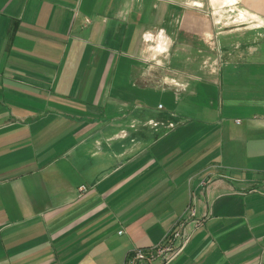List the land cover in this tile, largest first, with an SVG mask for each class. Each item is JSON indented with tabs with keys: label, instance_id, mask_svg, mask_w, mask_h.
I'll return each mask as SVG.
<instances>
[{
	"label": "crops",
	"instance_id": "1",
	"mask_svg": "<svg viewBox=\"0 0 264 264\" xmlns=\"http://www.w3.org/2000/svg\"><path fill=\"white\" fill-rule=\"evenodd\" d=\"M224 1L245 27L217 0H0V264H123L184 217L167 264H264V0Z\"/></svg>",
	"mask_w": 264,
	"mask_h": 264
},
{
	"label": "built area",
	"instance_id": "2",
	"mask_svg": "<svg viewBox=\"0 0 264 264\" xmlns=\"http://www.w3.org/2000/svg\"><path fill=\"white\" fill-rule=\"evenodd\" d=\"M229 5L232 6L231 8L232 10L231 9L230 10L237 11L238 15L241 10L244 12L248 11L247 9H243V8L237 9L234 5L231 4ZM212 13H214V11H211V14ZM217 15L221 17V15L218 12ZM238 17H239L238 19L239 22L240 23L242 22L241 24L238 25H246L245 24L246 21L242 20L240 16ZM220 22H221L220 18H217L214 24L218 25ZM256 27L257 28L264 27L263 18L261 25H257ZM207 36H208L207 41L210 47V51L215 54V58L209 63L205 61L204 65L205 66L208 65L209 67L211 66L215 67L221 61V57H222L220 43L217 39V35L211 34ZM161 84L166 87H171L175 91L184 90L187 86L186 82H180L177 81L175 78H168V77H163ZM158 108H162V104H159ZM168 126H172V124ZM80 189H84V187L82 186ZM187 213H189L190 216L194 215V211L191 205L188 206ZM185 219L186 218L184 217L178 222L177 228L173 230L167 242H158L154 245H151L148 248H140V247L135 248L126 255L123 264H139V263L152 264L155 260H158L161 264H167L170 261H172L179 253H181L184 246L190 239V234L186 233L185 231V221H186Z\"/></svg>",
	"mask_w": 264,
	"mask_h": 264
},
{
	"label": "rangeland",
	"instance_id": "3",
	"mask_svg": "<svg viewBox=\"0 0 264 264\" xmlns=\"http://www.w3.org/2000/svg\"><path fill=\"white\" fill-rule=\"evenodd\" d=\"M219 3L215 6V9L210 10L214 11L213 16L217 19L220 18V23L218 24L217 28L220 31H224L226 29H232V28H237V27H243L245 25H238L241 24L239 22V15L237 14V11H231L232 6H230L227 2H225L224 0H217ZM226 5V6H225ZM231 9V10H230ZM234 10V9H233ZM217 12L221 15V17L219 15H217ZM224 12V13H222ZM235 20V21H234ZM223 22V23H222ZM225 22H227V24H225ZM240 31V30H239ZM238 33V32H236ZM154 60H150V63H153ZM167 76H169L170 78L172 77H177L175 76L171 71L170 74L167 73ZM177 79V78H176ZM178 81V80H177Z\"/></svg>",
	"mask_w": 264,
	"mask_h": 264
},
{
	"label": "bare ground",
	"instance_id": "4",
	"mask_svg": "<svg viewBox=\"0 0 264 264\" xmlns=\"http://www.w3.org/2000/svg\"><path fill=\"white\" fill-rule=\"evenodd\" d=\"M248 15V14H247ZM253 15V14H252ZM246 18H248V17H246ZM257 18V17H256ZM259 18V17H258ZM253 19V18H252ZM247 21H248V19H247ZM251 23V22H250ZM254 23H255V21H254ZM255 25V24H254Z\"/></svg>",
	"mask_w": 264,
	"mask_h": 264
}]
</instances>
